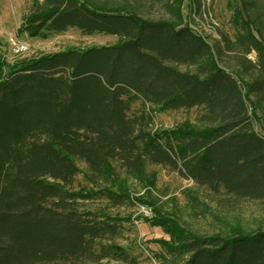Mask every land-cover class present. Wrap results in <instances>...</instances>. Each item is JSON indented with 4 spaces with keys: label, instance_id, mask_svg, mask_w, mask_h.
<instances>
[{
    "label": "trees",
    "instance_id": "obj_1",
    "mask_svg": "<svg viewBox=\"0 0 264 264\" xmlns=\"http://www.w3.org/2000/svg\"><path fill=\"white\" fill-rule=\"evenodd\" d=\"M238 1L232 33L219 29L211 44L184 24L182 0H30L18 32L75 27L117 43L42 54L0 76V264L134 263L114 243L122 219L79 205H149L123 183L110 189L113 170L153 189L147 166L157 164L217 202L252 200L264 211V0ZM145 106L197 112L153 130ZM76 162L93 191L75 189ZM158 225L169 236L158 264H264V230Z\"/></svg>",
    "mask_w": 264,
    "mask_h": 264
},
{
    "label": "rangeland",
    "instance_id": "obj_2",
    "mask_svg": "<svg viewBox=\"0 0 264 264\" xmlns=\"http://www.w3.org/2000/svg\"><path fill=\"white\" fill-rule=\"evenodd\" d=\"M194 1L182 0L184 24L211 44L218 38L219 29L232 33L229 23L231 5H239L238 0H199V9L193 5ZM29 4L30 0H0V76L7 66L42 54L69 48L81 49L117 43V38L112 34L84 35L75 27L51 33L45 38L29 37L24 32L17 31L21 16ZM12 40L26 42L27 51L18 54L13 52ZM250 56H253V53ZM143 108L152 116L153 130H170L184 122H192L197 112L195 108L176 110H158L147 106ZM141 109L139 102L132 104V111ZM256 127L258 129L260 127L258 119ZM76 165L80 173L76 176L75 189L77 191L96 189L83 177L84 163L76 162ZM108 166L111 169L113 167L112 164ZM147 171L154 173L153 189H149L145 180L126 176L116 170L111 172L114 180L112 179L109 188L115 190L122 183L129 187L130 196L139 198L151 207V215L148 217H143L139 213L138 204L134 203L106 208L103 199L79 201L83 209L105 208L106 213L122 219V229L114 238V243L126 248L129 255L135 258L134 263L130 264H158L156 253L163 252L165 246L162 242L169 241L168 234L158 225L161 223L179 226L196 234L229 235L233 231L251 233L264 230V211L259 202L252 200L217 202L209 193L196 188L191 180L179 176L174 171L166 170L157 164H149Z\"/></svg>",
    "mask_w": 264,
    "mask_h": 264
},
{
    "label": "built area",
    "instance_id": "obj_3",
    "mask_svg": "<svg viewBox=\"0 0 264 264\" xmlns=\"http://www.w3.org/2000/svg\"><path fill=\"white\" fill-rule=\"evenodd\" d=\"M12 49H13V52H15L17 54L23 53V52L27 51L28 44L24 41L12 40ZM138 209H139V213L143 217H148L151 215V207L148 205L138 204Z\"/></svg>",
    "mask_w": 264,
    "mask_h": 264
}]
</instances>
